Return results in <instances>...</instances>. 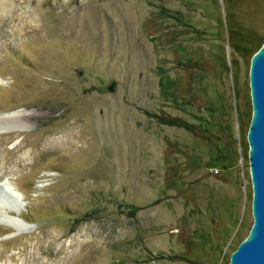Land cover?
Returning a JSON list of instances; mask_svg holds the SVG:
<instances>
[{
    "label": "rangeland",
    "instance_id": "rangeland-1",
    "mask_svg": "<svg viewBox=\"0 0 264 264\" xmlns=\"http://www.w3.org/2000/svg\"><path fill=\"white\" fill-rule=\"evenodd\" d=\"M263 43L264 0H0V264H229Z\"/></svg>",
    "mask_w": 264,
    "mask_h": 264
},
{
    "label": "water",
    "instance_id": "water-1",
    "mask_svg": "<svg viewBox=\"0 0 264 264\" xmlns=\"http://www.w3.org/2000/svg\"><path fill=\"white\" fill-rule=\"evenodd\" d=\"M113 86L114 81L109 86V90H112ZM249 87L252 115L247 132V142L252 184L253 222L248 235L231 253L229 264H264V43L252 55L249 67ZM20 111L16 109L3 112L4 114L0 113V116L4 118L12 116L7 120L1 118L2 124H20L21 121L18 120L22 118ZM5 181L10 182L8 179Z\"/></svg>",
    "mask_w": 264,
    "mask_h": 264
},
{
    "label": "bare ground",
    "instance_id": "bare-ground-1",
    "mask_svg": "<svg viewBox=\"0 0 264 264\" xmlns=\"http://www.w3.org/2000/svg\"><path fill=\"white\" fill-rule=\"evenodd\" d=\"M12 116L11 115H9L8 117H6V118H4L3 116H0V133H2V132H7V131H9V132H11V131H22V130H24L25 129V127L27 128L28 127V125H26L23 121H21V120H23L22 118H21V120L20 119H18V120H20L21 121V123L20 124H18V123H16V124H11V125H3L2 124V120H1V118L2 119H5V120H7L8 118H11ZM2 183V182H1ZM7 183V185H8V183H9V186L12 188V186L10 185V182H6ZM8 187V186H7ZM7 187H5L4 185H1L0 184V193H5V195L7 196V200H8V202L9 201H11V203H12V201H13V204H15V205H17V208L19 207V198L20 197H18L17 199H14V197H13V195H11L8 191V193L9 194H7V192H6V189H8ZM4 188V189H3ZM10 188V189H11ZM3 191H5V192H3ZM11 191V190H10ZM17 192V191H16ZM18 193V192H17ZM21 194V193H20ZM11 195V196H10ZM17 196V195H16ZM1 197V196H0ZM16 207V206H15ZM12 208V207H11ZM13 208H14V206H13ZM17 208H15L14 209V211H16L17 212ZM9 212H11L10 211V206L8 205L7 207L6 206H4L3 207V205H1L0 204V224H2V225H6V226H10V227H13V228H15L17 231H24V230H26V229H29V227H28V225H27V223L26 222H24V220L20 217V216H18V214L16 213V215L14 214H11V213H9ZM18 212H19V210H18Z\"/></svg>",
    "mask_w": 264,
    "mask_h": 264
},
{
    "label": "trees",
    "instance_id": "trees-1",
    "mask_svg": "<svg viewBox=\"0 0 264 264\" xmlns=\"http://www.w3.org/2000/svg\"><path fill=\"white\" fill-rule=\"evenodd\" d=\"M156 116L159 123L169 126H176V127H183L186 130H189L191 132H196L192 124H189L185 120L179 118V117H172L166 113H159L154 114ZM197 264V263H194Z\"/></svg>",
    "mask_w": 264,
    "mask_h": 264
}]
</instances>
